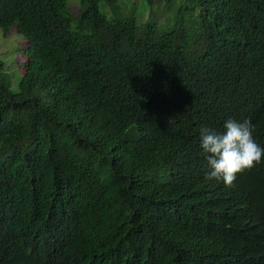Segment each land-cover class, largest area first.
I'll return each mask as SVG.
<instances>
[{
	"label": "trees",
	"instance_id": "obj_1",
	"mask_svg": "<svg viewBox=\"0 0 264 264\" xmlns=\"http://www.w3.org/2000/svg\"><path fill=\"white\" fill-rule=\"evenodd\" d=\"M116 1L0 0V264H248L264 156L209 180L200 129L264 149V0Z\"/></svg>",
	"mask_w": 264,
	"mask_h": 264
},
{
	"label": "clouds",
	"instance_id": "obj_2",
	"mask_svg": "<svg viewBox=\"0 0 264 264\" xmlns=\"http://www.w3.org/2000/svg\"><path fill=\"white\" fill-rule=\"evenodd\" d=\"M223 127V132L208 127L200 129V151L207 161V178L223 180L226 186H231L237 174L251 170L261 162L264 149L253 138L250 120L240 122L229 119ZM246 232L244 225L240 235ZM246 252L248 264H264V233L257 226L249 232Z\"/></svg>",
	"mask_w": 264,
	"mask_h": 264
},
{
	"label": "rangeland",
	"instance_id": "obj_3",
	"mask_svg": "<svg viewBox=\"0 0 264 264\" xmlns=\"http://www.w3.org/2000/svg\"><path fill=\"white\" fill-rule=\"evenodd\" d=\"M78 2L79 0H67L69 8L74 14L79 9ZM138 2L139 0H117L115 2L118 8L117 15L123 16L127 13L134 12L137 17V14L142 10L141 6L137 7ZM131 6H135L136 8L132 9ZM119 7L121 9H119ZM98 9L107 17L112 16L109 8L103 1L99 2ZM23 46V38L18 35L12 27L8 29V32L5 35L2 34V31L0 29V61L3 63L6 71L11 77V90L17 89V83L22 73L23 63L25 62L24 56L21 51ZM2 157L3 154H0V158Z\"/></svg>",
	"mask_w": 264,
	"mask_h": 264
}]
</instances>
